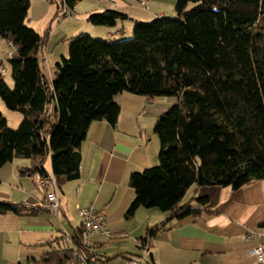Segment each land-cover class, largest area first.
Instances as JSON below:
<instances>
[{"label":"trees","instance_id":"obj_1","mask_svg":"<svg viewBox=\"0 0 264 264\" xmlns=\"http://www.w3.org/2000/svg\"><path fill=\"white\" fill-rule=\"evenodd\" d=\"M80 1L56 0L55 16ZM29 6L30 0H0V36L14 47L4 60L13 85L0 73V100L21 115L11 127L0 110V168L28 159L19 174L45 175L49 159L60 190L79 177L90 124L114 126L120 110L115 96L126 91L175 99L154 123L157 163L128 177L135 195L127 217L140 206L168 213L146 236L207 204L206 196L182 202L191 185L238 189L264 179V0H175V17L134 19L128 36L96 40L78 33L51 79L39 64L50 26L42 34L27 26ZM127 18L106 8L86 21L112 27ZM5 211L35 212L29 204L0 200ZM83 234L81 224L69 245L50 252L55 258L44 264H65L73 248L87 254Z\"/></svg>","mask_w":264,"mask_h":264},{"label":"crops","instance_id":"obj_2","mask_svg":"<svg viewBox=\"0 0 264 264\" xmlns=\"http://www.w3.org/2000/svg\"><path fill=\"white\" fill-rule=\"evenodd\" d=\"M174 2L82 0L70 11L73 18L59 20L49 0H30L25 21L39 34L50 26L39 64L51 79L55 63L68 53L71 37L81 32L106 40L128 36L134 19L169 15L174 12ZM106 8L117 9L128 18L112 27L86 21L90 13ZM8 45L0 36V61L5 60ZM115 99L120 106L116 124L106 120L90 124L81 144L79 177L61 186L56 214L44 206L46 191L34 184L33 175L19 174L18 167L29 165L28 159L15 158L1 166L0 200L29 204L35 212H0V264H44L48 257L53 261L55 254L50 252L69 245L75 228L81 225L78 208L89 205L106 212L102 230L90 237L99 264H123L128 257L138 256L142 247H147L145 264H255L247 251L258 238L246 234L259 232L262 226L264 179L251 180L238 189L191 185L182 202L206 196L207 204L199 206L194 215L171 220L152 235L146 236L168 219V213L140 206L131 217L125 215L135 195L129 175L158 161L159 139L153 127L160 110L153 108L154 98L126 91ZM20 119L21 115L16 125ZM45 168L51 173L49 159Z\"/></svg>","mask_w":264,"mask_h":264},{"label":"built area","instance_id":"obj_3","mask_svg":"<svg viewBox=\"0 0 264 264\" xmlns=\"http://www.w3.org/2000/svg\"><path fill=\"white\" fill-rule=\"evenodd\" d=\"M52 4H56V0H49ZM72 15L66 11V7L61 9L58 19L64 20L71 18ZM10 43V42H9ZM11 50L3 55L6 59L14 50L13 45L10 43ZM7 72V68L4 65H0V73L4 76ZM33 182L36 186L43 188L46 191L44 206L50 210L53 214H56L59 209V186L56 178L52 173L41 175L35 173L33 175ZM77 213L81 219V224L84 226L82 247L87 250V254L82 251L73 248L71 256L66 260L65 264H99L98 255L93 250V243L90 240L91 235L97 231L102 230L103 222L105 220L106 212L104 209H97L92 205L78 208ZM247 238L257 237L258 241L255 242L249 249L248 254L253 257L255 264H264V217L262 220V226L259 232H248ZM69 242H71L69 240ZM142 252L138 256L128 257L123 264H145V258L147 255V247H142Z\"/></svg>","mask_w":264,"mask_h":264},{"label":"rangeland","instance_id":"obj_4","mask_svg":"<svg viewBox=\"0 0 264 264\" xmlns=\"http://www.w3.org/2000/svg\"><path fill=\"white\" fill-rule=\"evenodd\" d=\"M87 1V0H86ZM118 3V2H117ZM106 4H108V3H106ZM175 13L174 12H172V13H170L168 16H171V17H175ZM73 18V17H72ZM131 18V16L129 17V19ZM76 19V18H75ZM150 20V19H149ZM123 21V20H122ZM25 24L27 25L28 23H27V21H25ZM84 25H88V24H85V22H84ZM29 26V25H28ZM35 26V25H34ZM133 26H134V23H133ZM133 26H132V28H131V31H132V29H133ZM30 28H32V29H34V28H36V27H31V25H30ZM86 34V33H85ZM92 34V33H91ZM93 36H94V33L92 34ZM91 35V36H92ZM90 36V35H89ZM92 36V37H93ZM99 36V35H98ZM93 38H98V37H93ZM96 40H101V39H96ZM7 49L8 50H6L7 52L8 51H10L11 50V47L8 45L7 46ZM5 52V51H4ZM4 66L7 68V72H6V74L3 76L4 77V79H5V81L7 82V84L9 85V86H12L13 85V81H12V78H11V75H10V70H9V66H8V64H7V62L6 61H4ZM154 101H156V104H155V106L153 107L154 109H156V110H160V114L162 113V112H164V111H166L172 104H173V102L175 101V99H174V97H171V96H157V97H155L154 99H153ZM168 101V102H167ZM0 110L3 112V115H4V117L6 118V116H7V123H8V125L9 126H11V127H15L16 126V123H15V120H17V117H19L20 116V113H18V112H16V111H12V110H9V109H7L6 107H5V105L2 103V101L0 100ZM159 114V115H160ZM158 115V116H159ZM157 116V117H158ZM153 209H156V208H153ZM155 211H159L158 209H156ZM129 239V238H128ZM116 243H120V242H116ZM121 243H123L122 241H121ZM126 243H128V242H126ZM128 246H129V244H127ZM115 263V261L114 262H112L111 261V263H109V264H114Z\"/></svg>","mask_w":264,"mask_h":264}]
</instances>
